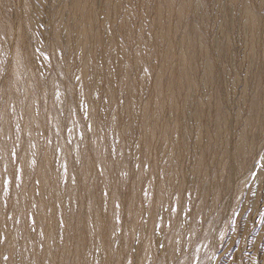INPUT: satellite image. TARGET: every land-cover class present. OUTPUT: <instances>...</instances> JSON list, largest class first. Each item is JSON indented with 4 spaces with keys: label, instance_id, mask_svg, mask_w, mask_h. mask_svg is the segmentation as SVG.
I'll return each mask as SVG.
<instances>
[{
    "label": "rangeland",
    "instance_id": "374dc122",
    "mask_svg": "<svg viewBox=\"0 0 264 264\" xmlns=\"http://www.w3.org/2000/svg\"><path fill=\"white\" fill-rule=\"evenodd\" d=\"M0 264H264V0H0Z\"/></svg>",
    "mask_w": 264,
    "mask_h": 264
}]
</instances>
